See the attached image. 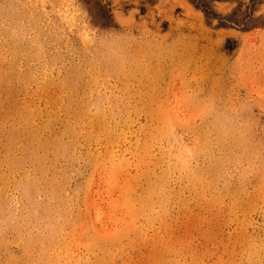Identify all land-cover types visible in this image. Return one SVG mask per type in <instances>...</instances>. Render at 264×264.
<instances>
[{
    "label": "rangeland",
    "instance_id": "rangeland-1",
    "mask_svg": "<svg viewBox=\"0 0 264 264\" xmlns=\"http://www.w3.org/2000/svg\"><path fill=\"white\" fill-rule=\"evenodd\" d=\"M0 264H264V0H0Z\"/></svg>",
    "mask_w": 264,
    "mask_h": 264
}]
</instances>
